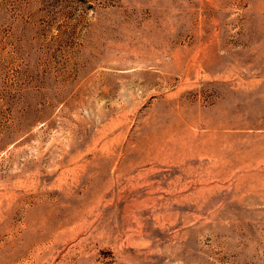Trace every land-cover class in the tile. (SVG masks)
Instances as JSON below:
<instances>
[{
  "label": "rangeland",
  "instance_id": "1",
  "mask_svg": "<svg viewBox=\"0 0 264 264\" xmlns=\"http://www.w3.org/2000/svg\"><path fill=\"white\" fill-rule=\"evenodd\" d=\"M0 264H264V0H0Z\"/></svg>",
  "mask_w": 264,
  "mask_h": 264
}]
</instances>
